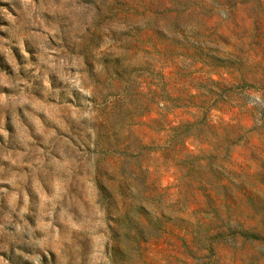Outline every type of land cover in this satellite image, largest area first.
<instances>
[{"label":"rangeland","instance_id":"374dc122","mask_svg":"<svg viewBox=\"0 0 264 264\" xmlns=\"http://www.w3.org/2000/svg\"><path fill=\"white\" fill-rule=\"evenodd\" d=\"M0 264H264V0H0Z\"/></svg>","mask_w":264,"mask_h":264}]
</instances>
